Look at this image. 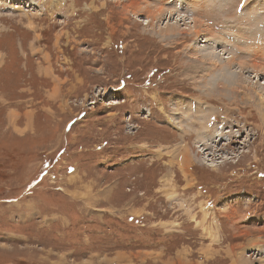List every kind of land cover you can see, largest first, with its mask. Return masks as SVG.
Listing matches in <instances>:
<instances>
[{"label": "rangeland", "instance_id": "rangeland-1", "mask_svg": "<svg viewBox=\"0 0 264 264\" xmlns=\"http://www.w3.org/2000/svg\"><path fill=\"white\" fill-rule=\"evenodd\" d=\"M263 36L264 0H0V264H264V105L199 61L262 89Z\"/></svg>", "mask_w": 264, "mask_h": 264}, {"label": "bare ground", "instance_id": "bare-ground-1", "mask_svg": "<svg viewBox=\"0 0 264 264\" xmlns=\"http://www.w3.org/2000/svg\"><path fill=\"white\" fill-rule=\"evenodd\" d=\"M166 13V12H165ZM171 13V12H170ZM176 19V18H175ZM179 20V18H178ZM188 20V19H187ZM176 21V20H175ZM186 21V20H185ZM187 22V21H186ZM179 23V22H178ZM181 23V22H180ZM190 23V21L188 22ZM179 25V24H178ZM174 27V26H173ZM175 31V30H174ZM171 32H173V30L171 29ZM195 34V33H194ZM197 34V33H196ZM199 38V36H198ZM209 38V36H208ZM264 38V36H263ZM204 42H207L206 40H203ZM209 41V40H208ZM214 41V40H213ZM213 43V42H212ZM214 44V43H213ZM209 45V44H208ZM207 46V45H206ZM215 46V44H214ZM209 51H206V57L204 58L203 56L199 57V61L200 64L203 63L204 61L206 62H211V68H204L203 72H205V76L204 78H202V82L204 84V87H207V89H205L208 92H213V90H217L219 93H221L222 95L226 94V93H232L234 94L232 96V98H228V99H232L233 101H237V102H247L249 101L256 109L261 110L262 104L264 105V82L262 83L263 88H251L246 86L245 81L244 80H240L241 77H243V74H246L248 71L244 70V65L243 63H241V65L236 66H232V63L227 61L229 59H231V55L228 53V51L225 50V52H223V54L227 53L228 56H226L223 61H222V65H216V60L214 59V53H213V47L212 45L206 47ZM231 50V49H230ZM216 51V50H215ZM264 56V55H263ZM204 59V61H203ZM205 63V62H204ZM200 64H196L197 67ZM193 67V68H194ZM216 68V69H215ZM202 69V68H199ZM236 69V70H235ZM251 72V71H249ZM253 72L252 71L250 74V76L252 75V77H258V73L255 72V75L253 76ZM216 75V76H215ZM248 77V76H247ZM256 77V78H257ZM259 78V77H258ZM249 79V78H248ZM248 79H245L246 81L249 82ZM260 82V81H259ZM255 85V84H254ZM229 90V92L227 91ZM203 92V91H202ZM216 93V92H215ZM218 94V93H217ZM245 95V98L242 95ZM226 97V96H224ZM205 108V107H204ZM203 108V109H204ZM184 112L181 113V115H184V118L187 114V110H185L186 108H183ZM210 109V108H209ZM202 113V111H201ZM209 113V112H208ZM207 115V118L209 117L208 114H205V116ZM181 116V117H182ZM206 124V123H205ZM207 129V128H206ZM181 130V129H180ZM198 130V129H197ZM210 130V129H209ZM203 131V130H202ZM216 131V130H215ZM214 131V132H215ZM196 132V131H195ZM199 132V131H198ZM205 132V131H204ZM204 132L202 133V136L199 134L200 139L201 140V145H206L207 146V136L204 134ZM224 132V131H223ZM200 133V132H199ZM214 134V133H213ZM212 134V135H213ZM211 135V136H212ZM198 136V135H197ZM206 136V137H205ZM210 137V136H209ZM213 137V136H212ZM211 139V137H210ZM208 139V140H210ZM203 140V141H202ZM199 145V144H198ZM210 149H211V145H209ZM208 148V146H207ZM208 150V149H207ZM204 151V150H203ZM186 155V154H185ZM187 162H189L186 158L184 159Z\"/></svg>", "mask_w": 264, "mask_h": 264}]
</instances>
